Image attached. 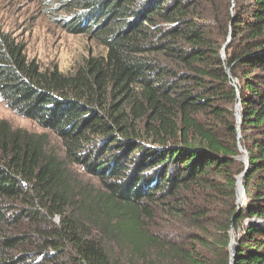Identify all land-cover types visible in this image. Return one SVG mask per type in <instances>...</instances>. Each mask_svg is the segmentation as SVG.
Instances as JSON below:
<instances>
[{"label": "trees", "instance_id": "obj_1", "mask_svg": "<svg viewBox=\"0 0 264 264\" xmlns=\"http://www.w3.org/2000/svg\"><path fill=\"white\" fill-rule=\"evenodd\" d=\"M65 6L75 72L0 31V101L64 146L0 122V264H264V0Z\"/></svg>", "mask_w": 264, "mask_h": 264}, {"label": "rangeland", "instance_id": "obj_2", "mask_svg": "<svg viewBox=\"0 0 264 264\" xmlns=\"http://www.w3.org/2000/svg\"><path fill=\"white\" fill-rule=\"evenodd\" d=\"M69 0H0V31L25 46V56L41 68H56L64 74L75 72L85 60L104 54V49L88 35H73L65 20L74 10ZM13 130L47 137V151L64 156L62 141L37 123L19 116L0 101V122ZM81 179L97 187L95 179L73 167ZM241 204V203H240Z\"/></svg>", "mask_w": 264, "mask_h": 264}, {"label": "water", "instance_id": "obj_3", "mask_svg": "<svg viewBox=\"0 0 264 264\" xmlns=\"http://www.w3.org/2000/svg\"><path fill=\"white\" fill-rule=\"evenodd\" d=\"M230 40V35L228 36L227 42H229ZM225 57L224 52L222 51V58ZM240 111V103H238L235 106V118H236V123H237V131H238V138L239 136V129H240V124H241V116L239 114ZM239 151H240V155L236 158V160L241 161L243 163V172L237 177V182H236V194H237V200H236V204L239 205L240 203H243L244 200V186L242 184V180L248 170V158H247V154L244 150H242L239 147ZM239 185H240V189H239ZM240 193H241V197L242 200L239 198L240 197ZM230 237H231V243H230V264H233V257H234V243H235V235L233 233V231L230 232Z\"/></svg>", "mask_w": 264, "mask_h": 264}, {"label": "bare ground", "instance_id": "obj_4", "mask_svg": "<svg viewBox=\"0 0 264 264\" xmlns=\"http://www.w3.org/2000/svg\"><path fill=\"white\" fill-rule=\"evenodd\" d=\"M239 189H240V185H239ZM239 198L242 200L241 193H240V197Z\"/></svg>", "mask_w": 264, "mask_h": 264}]
</instances>
